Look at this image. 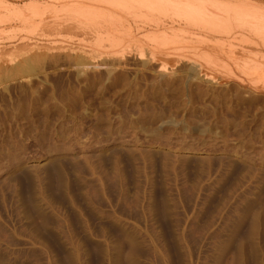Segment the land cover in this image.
Here are the masks:
<instances>
[{"label": "rangeland", "instance_id": "rangeland-1", "mask_svg": "<svg viewBox=\"0 0 264 264\" xmlns=\"http://www.w3.org/2000/svg\"><path fill=\"white\" fill-rule=\"evenodd\" d=\"M102 1L0 0V264H264L259 12Z\"/></svg>", "mask_w": 264, "mask_h": 264}, {"label": "bare ground", "instance_id": "bare-ground-1", "mask_svg": "<svg viewBox=\"0 0 264 264\" xmlns=\"http://www.w3.org/2000/svg\"><path fill=\"white\" fill-rule=\"evenodd\" d=\"M113 1H115V0H113ZM230 1H232V0H230ZM235 1V0H234ZM102 2H104V3H112V0H111V2H110V0H103ZM257 3V2H256ZM113 4H115L116 5V8L118 7L119 9L121 8V9H125V10H136L137 8L138 9H141V10H143V11H145V10H147L146 12H148V11H152V12H154L155 10L157 11V9H159L158 10V12L162 9V11L164 12V10L166 11V10H172V11H175V12H177L178 14H181V16L180 15H178V14H176V15H178V16H176L177 18H179V17H181V18H183L182 20H184V19H186V23H187V25L189 24V22H191V23H194V22H196L197 21V28H198V25H200V23L199 22H202L203 23V25H201V30H203V29H207V31L208 32H211L212 31V29L213 30H215L214 28L216 27V28H218L217 30H218V32H217V30H215L216 32H214V31H212L211 33L212 34H217V35H222L223 34V32L221 33V31L219 30L220 29V27H222L223 28V26H225L226 27V31L228 32L227 33V36H229V34H231V30H232V28H231V26L233 27V24L236 22V21H234V19H240V17H243V18H246V17H248V16H250L249 14H253L255 11L257 12H259V13H257V14H255L254 15V20H252L251 22V24H250V30L251 31H256V33L258 34V35H260L261 37H262V39L264 38V9H262L261 11H260V9H257V7H256V5L254 4V3H249V4H247V7H240L241 9H237L235 12L234 11H231L230 9H228L227 7H226V5L224 6L223 4H224V1L223 0H116L115 2H113ZM112 5V4H111ZM232 6V5H231ZM235 7V6H234ZM238 7V6H237ZM239 8V7H238ZM254 9H255V11H254ZM129 10V11H130ZM232 10H234L233 8H232ZM238 10H240L239 12H237ZM140 11V10H139ZM161 11V12H162ZM251 11H253V12H251ZM237 12V13H236ZM140 13V12H139ZM154 13H156V12H154ZM138 14V13H137ZM158 15L160 14V13H157ZM166 15V14H165ZM183 15V16H182ZM237 16V18H235L234 16ZM108 16V15H107ZM112 16V15H111ZM110 16V17H111ZM115 16V15H114ZM137 16V15H136ZM142 16H143V14H142ZM141 16V17H142ZM160 16H161V14H160ZM171 16V15H170ZM174 16V15H173ZM103 17H105L104 16V14H103ZM109 17V16H108ZM113 17V16H112ZM149 17V16H148ZM163 17L165 18V16L163 15ZM167 17H169V16H167ZM175 17V18H176ZM185 17V18H184ZM113 18H115V17H113ZM117 18V17H116ZM135 18V17H134ZM146 18V17H145ZM151 18V17H150ZM174 18V17H173ZM176 18V19H177ZM256 18V19H255ZM171 19H172V17H171ZM115 20H117V19H115ZM118 20H120V19H118ZM166 20V19H165ZM164 20V21H165ZM181 19H179V21H180ZM188 20H189V22H188ZM146 21H148V19L146 20ZM162 21V20H161ZM160 21V22H161ZM168 21H169V19H168ZM178 21V22H179ZM234 21V22H233ZM145 22V21H144ZM150 22V21H149ZM148 22V23H149ZM171 22V24H172V22H174V21H170ZM143 23V22H142ZM146 23V26H147V22H145ZM151 23V22H150ZM149 23V25L151 26V24ZM174 23H176V22H174ZM173 23V24H174ZM184 23H185V20H184ZM166 24V23H165ZM179 24H180V22H179ZM196 24V23H195ZM204 24H206V26H207V24L211 27V25H212V27L213 28H211V30L208 28V27H204L203 28V26H204ZM248 24V25H249ZM143 25H145V24H143ZM184 25V24H183ZM243 25V24H242ZM245 25V24H244ZM149 26V27H150ZM194 27V26H193ZM224 27V28H225ZM231 28V29H230ZM248 28V27H247ZM196 29V28H195ZM199 29V28H198ZM210 31H209V30ZM229 29H230V31H229ZM242 29V28H241ZM246 29V28H245ZM258 29H259V31H258ZM143 30V29H142ZM168 30V28H165V26H163V24H160L159 22L158 23H156L155 22V24L154 25H152V27H151V31L149 32V35H145L146 36V38L149 40V42L151 41V42H153L154 44L156 43V44H159V45H164V47L165 46H169V44H171L169 41H171V40H176V42L175 43H177L178 44V39H181V38H179V35L180 34H182L181 33V30H180V32L179 31H175V32H173V30L171 29V31L170 32H168L167 31ZM223 30V29H222ZM225 30V29H224ZM248 30V29H247ZM140 31V30H139ZM139 31H137V32H139ZM220 31V32H219ZM184 32H186V31H184ZM120 33V32H119ZM127 33V32H126ZM225 33V32H224ZM130 34V33H129ZM128 34V35H129ZM145 34V33H144ZM147 34H148V32H147ZM224 35H226V34H224ZM257 35V36H258ZM130 36H132V35H130ZM144 36V37H145ZM181 36V35H180ZM196 36V35H195ZM203 36V35H202ZM205 36V35H204ZM239 36V35H238ZM259 36V37H260ZM181 37H183V36H181ZM206 37V36H205ZM235 37H236V35H235ZM101 38V37H100ZM178 38V39H177ZM187 38V37H186ZM196 38V37H195ZM184 39V38H183ZM205 39V38H204ZM212 39V38H211ZM210 39V40H211ZM232 39V38H231ZM235 39V38H234ZM234 39H232V40H234ZM238 39H240V41L243 39V38H238ZM237 39V40H238ZM246 39V38H245ZM260 39V38H259ZM262 39H261V42H262ZM182 40V39H181ZM180 40V41H181ZM232 40H230V42L232 41ZM244 40V39H243ZM242 40V41H243ZM247 40V39H246ZM246 40H244V41H246ZM224 41V40H223ZM234 41H236V39L234 40ZM233 41V42H234ZM239 41V40H238ZM241 41V42H242ZM264 41V40H263ZM172 42V41H171ZM174 42V41H173ZM228 42V41H227ZM222 43V42H221ZM246 44H248L249 42L248 41H246L245 42ZM173 45H174V43H172ZM172 44H171V46H172ZM176 44V45H177ZM180 44V43H179ZM225 44H227V43H225ZM231 44V43H230ZM233 44V43H232ZM235 44V43H234ZM242 44H244V42H242ZM241 44V45H242ZM251 44H253V42L251 43ZM176 45H174V46H176ZM218 45V44H217ZM102 46V45H101ZM220 48H221V46L220 45H218ZM225 46H227V45H224V47ZM229 46H231V45H229ZM253 46H254V44H253ZM264 46V45H263ZM208 47V46H207ZM232 47L234 48V46L232 45L231 46V50H232ZM237 47V46H236ZM239 47V46H238ZM252 47V46H251ZM255 47H257V46H255ZM258 48V47H257ZM256 48V49H257ZM172 49V48H171ZM221 49H223V48H221ZM226 49H229V48H227L226 47ZM225 49V50H226ZM175 50V49H174ZM218 50H219V48H218ZM224 50V51H225ZM237 50H239V49H237ZM137 51V50H136ZM144 50H142V52H143ZM220 51V50H219ZM229 51V50H228ZM162 52V51H161ZM221 52H223V51H221ZM227 52V51H226ZM229 52H231V51H229ZM243 52V51H242ZM246 52V51H245ZM250 52V51H249ZM155 53V52H154ZM232 53V52H231ZM258 53V52H257ZM230 54V53H229ZM240 54V53H239ZM140 55V54H139ZM142 55L143 54H141L140 55V58L142 57ZM153 55V54H152ZM156 55V54H155ZM167 55V54H166ZM205 56H207V55H205ZM208 57V56H207ZM258 57V56H257ZM143 58V57H142ZM141 58V59H142ZM145 58V57H144ZM152 58V57H151ZM231 58V57H230ZM147 59H149V58H147ZM209 59V58H208ZM262 59V58H261ZM211 60V59H210ZM261 61V60H260ZM260 61H259V63H256L255 64V66L253 65V66H251V65H249V66H251V67H253L254 69L252 70L253 72H252V74L251 75H253V77L254 78H252V79H254V85L255 86H258L260 83H261V86L263 85L264 86V62L261 64L260 63ZM153 62H154V60H153ZM250 62V61H249ZM244 62H242V64H243ZM252 63H253V61H252ZM162 64V63H161ZM219 64V63H218ZM242 64H240V66L242 65ZM243 65H246V61H245V64H243ZM166 66V65H165ZM239 66V68L241 69V67H242V69L243 70H245V72H244V75H245V73H246V69L248 68L247 66H241L240 67ZM213 67V66H212ZM246 67V68H245ZM160 68V67H159ZM162 68V67H161ZM167 68V67H166ZM239 69V70H240ZM241 69V70H242ZM164 70V69H163ZM162 71V70H161ZM250 71V70H249ZM243 72H242V74H243ZM248 73H251V72H248ZM234 76H235V74H234ZM246 76H247V74H246ZM248 77H250V75L248 76ZM252 80H250V82H251ZM252 85V84H251ZM260 86V85H259Z\"/></svg>", "mask_w": 264, "mask_h": 264}]
</instances>
